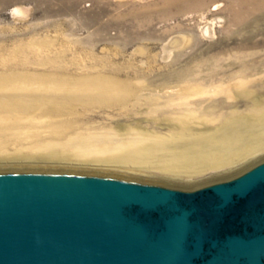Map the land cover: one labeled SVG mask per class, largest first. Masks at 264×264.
<instances>
[{
    "label": "rangeland",
    "instance_id": "1",
    "mask_svg": "<svg viewBox=\"0 0 264 264\" xmlns=\"http://www.w3.org/2000/svg\"><path fill=\"white\" fill-rule=\"evenodd\" d=\"M234 62L264 75V0H0V165L106 167L173 181L154 169L40 161V151L166 134L168 121L207 106L201 92L237 71ZM185 70L188 80L175 79ZM215 71L217 80L203 79ZM78 83L106 91L84 97L72 91Z\"/></svg>",
    "mask_w": 264,
    "mask_h": 264
},
{
    "label": "water",
    "instance_id": "2",
    "mask_svg": "<svg viewBox=\"0 0 264 264\" xmlns=\"http://www.w3.org/2000/svg\"><path fill=\"white\" fill-rule=\"evenodd\" d=\"M0 264H264V155L193 183L0 165Z\"/></svg>",
    "mask_w": 264,
    "mask_h": 264
},
{
    "label": "bare ground",
    "instance_id": "3",
    "mask_svg": "<svg viewBox=\"0 0 264 264\" xmlns=\"http://www.w3.org/2000/svg\"><path fill=\"white\" fill-rule=\"evenodd\" d=\"M235 64L239 69L226 80L218 78L219 82L213 83V80H217L213 78L218 75L216 71L203 77L205 81H213L210 88L201 92V96L210 97L209 103L205 108H197V113L190 114L188 119L185 116L180 119L179 114L175 116L179 124L173 122V125L172 121L167 120L166 134L134 131L128 138L111 136L101 137L98 141H74L59 147L50 145L41 149L40 161L69 162L82 159L94 164H111L117 168L131 166L135 170L154 169L176 182H182L184 177L197 178L209 172L223 170L221 173H224L241 167L264 155V100L259 99L264 94V75L261 78L249 76L250 65L232 63ZM189 74L185 70L178 73L175 79H187ZM257 85L261 86V90L252 89ZM74 87L72 91L84 97L99 96L106 91L101 85L91 83H78ZM241 101L245 102L244 110L237 108ZM71 148L75 150L66 151ZM22 157L25 160L33 159L31 155Z\"/></svg>",
    "mask_w": 264,
    "mask_h": 264
}]
</instances>
